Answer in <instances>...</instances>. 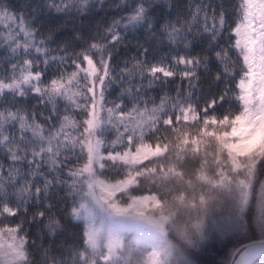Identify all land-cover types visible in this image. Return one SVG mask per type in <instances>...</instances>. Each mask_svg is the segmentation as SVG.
<instances>
[{
  "label": "snow or ice",
  "instance_id": "obj_1",
  "mask_svg": "<svg viewBox=\"0 0 264 264\" xmlns=\"http://www.w3.org/2000/svg\"><path fill=\"white\" fill-rule=\"evenodd\" d=\"M207 252L264 264V0H0V264Z\"/></svg>",
  "mask_w": 264,
  "mask_h": 264
},
{
  "label": "trees",
  "instance_id": "obj_2",
  "mask_svg": "<svg viewBox=\"0 0 264 264\" xmlns=\"http://www.w3.org/2000/svg\"><path fill=\"white\" fill-rule=\"evenodd\" d=\"M28 2H29V0H11V3L17 7L24 5ZM226 2H229V0H226ZM41 19L44 20L46 23H56V24L65 23V21L62 18H60V19L52 18L51 20H49L47 17H41ZM68 23H69V27H70L71 22H68ZM133 51H134L133 49H124L123 51L120 52L119 56L117 57V60L122 62L124 58L131 57L133 55ZM204 79H205L204 77L201 78L202 82L204 81ZM204 86L207 87L206 84ZM167 87L169 89H175L176 85L170 84ZM157 91H159V89H157ZM117 94H118L117 91H113L111 98H114ZM225 107L227 108V105ZM200 259L202 261V264H218V261L221 259V257H217L213 253L207 252V253H203L201 255Z\"/></svg>",
  "mask_w": 264,
  "mask_h": 264
},
{
  "label": "rangeland",
  "instance_id": "obj_3",
  "mask_svg": "<svg viewBox=\"0 0 264 264\" xmlns=\"http://www.w3.org/2000/svg\"><path fill=\"white\" fill-rule=\"evenodd\" d=\"M115 88V85L113 86ZM111 98V97H110Z\"/></svg>",
  "mask_w": 264,
  "mask_h": 264
}]
</instances>
